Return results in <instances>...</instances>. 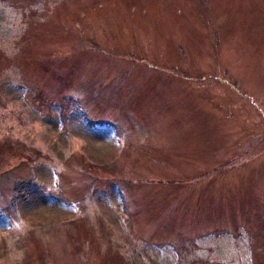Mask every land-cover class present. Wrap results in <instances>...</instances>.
Masks as SVG:
<instances>
[{
  "label": "rangeland",
  "instance_id": "obj_1",
  "mask_svg": "<svg viewBox=\"0 0 264 264\" xmlns=\"http://www.w3.org/2000/svg\"><path fill=\"white\" fill-rule=\"evenodd\" d=\"M0 264H264V0H0Z\"/></svg>",
  "mask_w": 264,
  "mask_h": 264
},
{
  "label": "trees",
  "instance_id": "obj_2",
  "mask_svg": "<svg viewBox=\"0 0 264 264\" xmlns=\"http://www.w3.org/2000/svg\"><path fill=\"white\" fill-rule=\"evenodd\" d=\"M3 145V147H5V144H2ZM18 191H19V189H17Z\"/></svg>",
  "mask_w": 264,
  "mask_h": 264
}]
</instances>
